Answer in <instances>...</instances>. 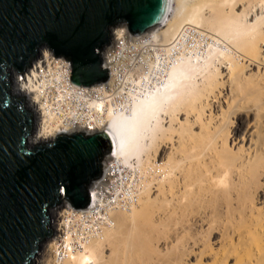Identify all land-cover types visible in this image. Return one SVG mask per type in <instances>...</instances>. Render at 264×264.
<instances>
[{
	"label": "bare ground",
	"instance_id": "bare-ground-1",
	"mask_svg": "<svg viewBox=\"0 0 264 264\" xmlns=\"http://www.w3.org/2000/svg\"><path fill=\"white\" fill-rule=\"evenodd\" d=\"M241 1L170 0L166 18L148 32L131 39L123 31L117 30L112 34L113 42L122 41L133 45L136 66L130 72L132 74L115 89L106 82L87 87L88 90L84 92L70 87L67 79L71 75V68L63 62L50 60L49 54L40 57L38 65L34 63L25 80L18 76L14 78L12 91L26 99L36 116L37 131L30 138L31 145L49 142L63 133L106 130L114 142V151L106 160L107 168L117 171V176L131 179V183L137 181L139 185L137 203L129 210L110 213L103 221L105 226L101 228L100 234L83 243L81 250H72L68 236L61 243L64 249L57 246L58 242L51 241V254L46 264H150L149 259H119L117 247L120 244L125 246L128 255L140 245L142 254L149 256L148 211L153 202L147 196L149 189L156 182L157 189L163 192L166 186L170 194L176 170L181 164L153 168L148 153L169 129L164 126L167 118L172 124L178 112L184 108L203 110L204 104L214 95L219 65L227 67L228 80L239 83L240 62L260 55L259 46L264 39V16L254 15V22L248 21L249 13L244 4L241 13L235 14V6ZM257 1L261 3L260 9L264 10V0ZM106 56L112 77L115 78L117 72L110 51ZM124 58L129 59L128 56ZM250 112L256 119L264 121V103L261 101L247 111L248 114ZM169 127L173 129L171 125ZM207 138L209 142L203 140L202 151L187 155V161L199 159L205 150L211 149L213 138ZM234 145L232 141V147ZM218 157L220 172L215 185V194L218 195L223 191L227 196L234 189L236 184L232 176L235 172L239 178L246 171L256 177L264 166L259 157L247 162L242 161V158L240 160L225 145L218 152ZM164 202L170 203V200L165 198ZM215 207L221 213H227L226 226L233 222L238 225V237L242 236V229L247 225H261L263 221L261 217L264 212L254 208L252 195L246 196L244 193L235 199L227 197L218 201ZM62 218L60 214L56 219L57 223L61 222L60 229L63 227ZM51 225L54 227L55 224L51 222ZM107 246L112 247L110 256L104 254ZM60 249L65 250L62 252L65 256L63 259L56 257ZM229 257V251L225 252L214 259L215 264H226ZM175 260V263L171 260L173 264H181ZM195 262L200 264L198 260ZM34 264L39 263L34 260Z\"/></svg>",
	"mask_w": 264,
	"mask_h": 264
},
{
	"label": "water",
	"instance_id": "water-1",
	"mask_svg": "<svg viewBox=\"0 0 264 264\" xmlns=\"http://www.w3.org/2000/svg\"><path fill=\"white\" fill-rule=\"evenodd\" d=\"M170 0H0V264H34L52 236L51 211L90 205L89 185L101 177L114 142L104 130L59 134L31 145L35 113L12 91L48 49L70 63V82L82 88L105 83L101 52L111 32L125 26L132 37L163 22Z\"/></svg>",
	"mask_w": 264,
	"mask_h": 264
},
{
	"label": "rangeland",
	"instance_id": "rangeland-1",
	"mask_svg": "<svg viewBox=\"0 0 264 264\" xmlns=\"http://www.w3.org/2000/svg\"><path fill=\"white\" fill-rule=\"evenodd\" d=\"M243 4L249 13L248 21L254 22V15L264 16V10L260 9L261 3L257 0L241 1L235 6V14L241 13ZM262 41L257 58L250 56L249 60L247 58V61L240 62L239 83L228 80L227 67L219 65L214 95L204 104L203 110L184 108L178 112L172 124L169 118L164 121V126L169 129L148 153L149 163L158 169L168 165L181 166L176 170L170 194L166 186L163 187L165 192L157 189L156 182L149 189L147 196L153 201L148 211L151 243L149 256L142 254L140 245L135 252L126 255L125 246L120 244L117 247L119 259H149L150 264H171L175 259L181 264H197L195 260L200 264H215L216 257L229 251L230 257L226 264H264V216L261 217V225L249 224L245 229L241 227L242 236L238 237V225L233 222L226 226L227 213L219 211L220 205L218 209L215 207L221 199H235L237 195L245 193L246 196L252 195L254 208L264 212V166L256 177L246 171L239 178L235 172L232 179L236 185L231 193L227 196L223 191L219 195L215 194L217 175L220 172L218 152L223 145L228 150L232 149V153H236L244 162L259 157L264 163V121L256 119L252 112L250 115L247 113L256 103H264V39ZM41 51V57L47 54ZM208 105L212 106L211 110ZM207 137L213 138L211 149L205 150L199 159L187 161V155H196L202 151L203 143L209 142ZM232 141L235 144L233 147ZM165 198L171 204L165 203ZM62 208L59 205L51 211L52 223L62 213ZM51 241L52 236L41 243L34 258L39 264L48 261ZM111 250L112 247L107 246L104 254L110 256ZM163 260L166 262L161 263Z\"/></svg>",
	"mask_w": 264,
	"mask_h": 264
},
{
	"label": "built area",
	"instance_id": "built-area-1",
	"mask_svg": "<svg viewBox=\"0 0 264 264\" xmlns=\"http://www.w3.org/2000/svg\"><path fill=\"white\" fill-rule=\"evenodd\" d=\"M117 30L123 31V33L131 39L134 38L128 33L126 27L123 26L115 27L111 32V37ZM128 46L131 47L128 48ZM42 50L49 54L50 60L63 62L70 68V63L64 58L55 59L48 49ZM109 51L110 55L113 57L114 66L116 67L117 74L116 77L114 76L115 78L112 77L113 73L109 68L106 56V53ZM41 53L42 51H40V55H38L24 73L16 74L15 78L18 76L19 79L25 80L27 72H31L34 63L38 65L40 62V57L43 55H41ZM125 56H128L129 59L124 58ZM101 59L104 68L109 72V79L106 83L110 84L109 86H112L114 89L121 86L127 77L130 76L129 74H132L130 72L134 71L136 66L133 45L123 43L122 41L113 42L112 38L111 44L102 50ZM126 60H128V62H126ZM67 82L70 87H74L78 91L84 92L88 90L87 87L82 88L71 84L70 77L67 79ZM108 158L107 156L102 161L101 177L89 186L90 205L84 209L74 210L68 204H64L61 210V218L63 217L62 229H60L61 222L57 223V221H55L53 223L56 224L54 227H51L53 236L52 243L55 241L58 242L57 246H60L62 249L65 247L61 245V243H63L68 236L71 239L72 250H81L83 243H87L91 237H97L100 234V230L105 224L103 221L108 218L110 213L113 211L129 210L137 203V196L139 194L138 182L133 181V183H131V179L126 178V176H117V171L113 172L111 169L109 170L106 163ZM59 214L60 213L57 215ZM62 249H60L59 253L56 255L58 259H63L65 257L62 253L65 250Z\"/></svg>",
	"mask_w": 264,
	"mask_h": 264
},
{
	"label": "clouds",
	"instance_id": "clouds-1",
	"mask_svg": "<svg viewBox=\"0 0 264 264\" xmlns=\"http://www.w3.org/2000/svg\"><path fill=\"white\" fill-rule=\"evenodd\" d=\"M118 27V26H117ZM46 49V48H45Z\"/></svg>",
	"mask_w": 264,
	"mask_h": 264
}]
</instances>
